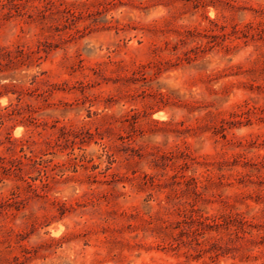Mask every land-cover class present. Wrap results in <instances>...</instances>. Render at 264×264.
<instances>
[{"label":"rangeland","instance_id":"rangeland-1","mask_svg":"<svg viewBox=\"0 0 264 264\" xmlns=\"http://www.w3.org/2000/svg\"><path fill=\"white\" fill-rule=\"evenodd\" d=\"M0 264H264V0H0Z\"/></svg>","mask_w":264,"mask_h":264}]
</instances>
